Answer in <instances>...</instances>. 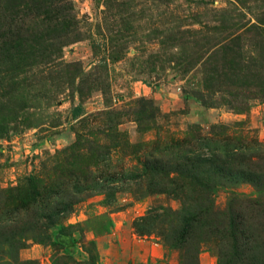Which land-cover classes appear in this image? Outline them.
Listing matches in <instances>:
<instances>
[{
  "label": "rangeland",
  "instance_id": "374dc122",
  "mask_svg": "<svg viewBox=\"0 0 264 264\" xmlns=\"http://www.w3.org/2000/svg\"><path fill=\"white\" fill-rule=\"evenodd\" d=\"M39 2L0 0V264H264V0Z\"/></svg>",
  "mask_w": 264,
  "mask_h": 264
},
{
  "label": "trees",
  "instance_id": "16d2710c",
  "mask_svg": "<svg viewBox=\"0 0 264 264\" xmlns=\"http://www.w3.org/2000/svg\"><path fill=\"white\" fill-rule=\"evenodd\" d=\"M47 1H48V3L46 4ZM49 1L50 0H40L39 3L41 6H44V5L48 6L50 4ZM51 3H53V2H51ZM20 5H22V4L18 3L17 7H19L20 11H23L24 9H22V7ZM23 7L27 8V5L23 4ZM4 9H5V7H4ZM4 17H6V16L3 15L0 17V19L4 20V23H6V20ZM234 39L236 41L239 40V36L235 35ZM184 155H186V157H188V159H189L188 161L191 160L192 162L198 163L200 165H205L209 160V159H206L205 154L203 152H198L197 154H192V155H190V152H187V153H184ZM142 168L144 169V171H142L141 174H139V177L143 176L145 172L151 173L152 175L155 174L156 172H158V168L155 165L149 166L148 164H145ZM160 173L164 174L165 172H160ZM34 180H36V179H34L33 176H30L27 179L28 183L34 182ZM111 184L109 183L103 187L100 186L99 191L101 193L106 192L107 194H109L110 192H112V190H108V188L110 187L109 185H111ZM113 186H115V185H113ZM181 191H183V190H181ZM39 193H40L39 190L31 191V193H30L31 196H29V197L25 196L26 199L21 197L22 203L21 204L19 203L18 206L17 205L12 206L11 209L13 208V211L16 213V216L19 217V216L27 213L29 207L31 205H33L35 208V211L33 213V215H35V219H33V225L31 226L32 228L30 227L29 229H33L36 226H38L39 228H41V230H38L36 235H39V236L34 235L33 237H35V239H37V240L40 239L41 241H46L48 239H49L48 241H50V236H51L52 232H50L48 230L51 229V227L57 225L59 223L60 219H62L63 217L68 215V213L73 211L72 210L73 206H71L70 204L64 205L62 208H56V207H51V206L46 207V206H41V205L37 206L38 204H37L36 199H37V196L39 195ZM171 193H173V192H171ZM185 193L186 192L183 191V192H175L173 194L176 197H180L181 201H182ZM53 194H54L53 197H55V195H56L55 192H53ZM7 209H9V208H7ZM156 210H157V208H150L147 210V212L144 216H141L140 218H138L136 220L134 226H135L137 231H142L141 229L143 228V226H141V224L143 225V223L151 220L153 218V215L155 214ZM7 211L8 210H4V209L0 208V232H1V230H3L4 226H6L7 221H5L6 220L5 218L10 217V216H8ZM186 215H187L186 208H185V206L183 207V205H182L181 209L179 211H177V216L174 219L175 224L178 225V234L183 235V237L189 233L190 227H191L192 222H193L192 217H189ZM17 221L18 220H16V221L14 220V221H12L11 224L15 225V224L19 223ZM60 231H62L61 228H60ZM40 235H43V236H40ZM162 237L164 238L165 244L171 245L169 242V238L167 236L162 234ZM8 243L10 246L12 245L10 240H8ZM50 243H51V241H50ZM220 260L221 259L219 258L218 263ZM185 262H186V260L183 259L182 264H185Z\"/></svg>",
  "mask_w": 264,
  "mask_h": 264
}]
</instances>
